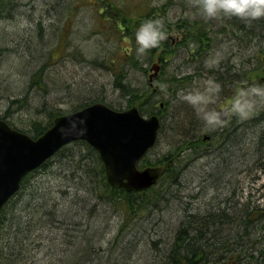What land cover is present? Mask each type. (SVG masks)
<instances>
[{
    "label": "trees",
    "instance_id": "1",
    "mask_svg": "<svg viewBox=\"0 0 264 264\" xmlns=\"http://www.w3.org/2000/svg\"><path fill=\"white\" fill-rule=\"evenodd\" d=\"M6 1L4 4V0L0 1V8L9 6L11 0ZM90 2L68 0L59 6L62 8L60 13H63L64 25L59 31L57 29L59 37L56 44L68 43L69 35L65 32L66 29L70 31L72 26L65 27L67 19L72 23L71 17H77L80 7L84 4L93 7L97 2L96 22L99 20L95 27L101 35L114 36V33H118L121 38L127 36L134 39L133 50L125 49L122 55H112L102 62L104 68L112 72L113 78L109 85L111 90L118 92V97L124 98L125 104L105 101V95L102 94L104 90L101 91V88L98 93L92 87L71 88L60 76L53 75L54 70L47 73L43 71L46 63L55 64L67 60V57L78 59L80 54L67 51L59 57L53 53V48H49L44 56H35L34 47L45 46L41 32L42 25L46 23L42 24V18L48 17L49 26L54 13L42 11V18L39 17L37 23L33 24L35 29L32 33H35L33 37L37 41L35 45L33 39L21 40L16 33L12 37L6 36L11 47L0 45V59L3 57L4 61L10 55L17 58L16 64H11L10 69L14 74L24 76L17 80L13 89L3 88L0 82V90L3 91L1 97L5 101L0 118L11 127L36 138L52 124L54 117L102 101L114 109L135 106L141 114H157L160 119L159 131L164 125L168 126L165 120L171 122L174 114L175 121H179V114L183 115V123L181 126L174 123L173 133L167 137L171 138L172 146L175 144L173 147L154 158L149 157V150L140 159L138 166L143 168L165 164L156 182L145 190L110 187L98 152L82 140L64 145L39 167L23 176L19 189L0 210V264H30L36 259L32 251L38 253L45 249L44 240L49 239L58 240L65 248L61 250L78 244V255L68 264H82L83 261L87 264H116L117 258L124 259L127 254L135 253L137 249L133 245L136 243H141L144 252L149 250L151 253L150 258L142 264H264V201H260L258 196L253 199L251 192L244 196L243 190L223 183L220 194L211 195L205 205H197L198 200L208 194L197 197L202 193L199 192L202 184L197 192L188 191L190 180L187 179L188 174L184 176L188 165L197 157L212 154L213 165L203 173L201 183L209 179L213 181L216 177L223 180L224 175L229 173L228 164H231V159H224L225 153L231 154L230 150L224 149V145L234 131L235 121H239L241 128L250 127V152L246 153L251 154L255 167L264 171V112L259 111L260 104L255 108H247L246 99L240 97L239 101L232 104L228 118L221 123L217 122L215 126L205 121L204 112L208 110L201 112L196 104L197 99L204 103L202 106L210 103L209 111L216 113L221 101L233 95L234 86L239 85L243 78L247 80V86L255 83L264 85V75L260 77L261 73L258 72L264 71V16L242 18L218 14L214 24L204 21L206 16L199 10L198 0ZM191 15L198 17L193 21ZM148 18H161L166 32L165 39L158 46L146 51L145 59L151 62L160 50L158 58L162 63V72L157 78L159 88L155 90L134 85L135 78L129 77L125 71L126 67L140 66L141 59L134 55V33L136 27ZM29 24L25 30H28ZM173 33L178 34L179 41L174 40ZM220 42L223 49L219 47L216 51ZM248 42H253L257 48L260 46L261 50L248 53L242 51ZM212 47L215 50H211ZM207 52L215 56H221L223 52L234 56L240 54L238 61L231 63V71L224 67L222 60H218L210 66H199L201 69L192 66L181 75L175 72L176 66L172 61L179 54L186 55L184 60L192 64L196 56ZM82 61L90 65L95 62L101 64L100 61L86 59L84 56ZM245 64L249 68H244ZM254 73L257 77L252 84L249 79ZM225 85L227 88H222ZM186 88L191 91L183 90ZM227 91L232 94L226 95ZM195 94L197 96L193 98ZM61 98L66 100L62 107L58 106L57 101ZM74 101H78V104L70 106L69 102ZM160 103L163 105L160 106ZM173 105L175 108H172ZM18 112L21 113L20 118L15 116ZM8 117L23 121V128L13 125ZM254 122L260 127L251 129ZM203 132L211 141L203 140ZM197 142L202 148L196 145ZM234 172L240 171L235 169ZM38 173H50L52 182L50 179L44 183L37 177ZM213 183L216 184L210 182L203 190L217 191L218 186L214 187L211 185ZM53 192L55 198L50 196ZM212 199L218 202L213 203ZM62 205L67 208H61ZM94 218L104 221L99 228L102 233L98 240L105 242L104 246L103 242L93 241L96 235L94 231L88 233V229H84H90L88 223ZM109 232L111 234L107 237ZM122 239H125L123 245ZM47 258L43 257V260ZM61 260V257H56L49 264H58Z\"/></svg>",
    "mask_w": 264,
    "mask_h": 264
},
{
    "label": "rangeland",
    "instance_id": "2",
    "mask_svg": "<svg viewBox=\"0 0 264 264\" xmlns=\"http://www.w3.org/2000/svg\"><path fill=\"white\" fill-rule=\"evenodd\" d=\"M1 1V0H0ZM68 0H11V3L9 4V6L6 8H0V45L2 46H12L11 43L6 39V36L8 37H12L14 33L20 35V39H25L27 40V38L29 40H34L33 41V45L36 44V39L34 36L35 33H32L33 30L35 29L33 27V24L37 23V20L39 19L40 13L42 11H44L43 13H47V12H51L53 13V18L50 20V25H47L48 22V17L43 16V20H42V24L46 25H42L43 26V31L41 32L43 39L45 40V48L44 47H40V46H35L34 48H36L35 50V56L38 55V57H41L40 55H45L46 49L49 48H53L54 49V54L59 55V57L61 55H65L66 52L70 51H76V54H80V56H78V59L74 58V59H70L69 57H67V60H63L60 61L58 63H53V64H48L46 63L43 71L45 73L49 72L50 70H54L55 72L53 73V75L57 74V76L61 79H63V81L66 83V85L70 84L71 88L75 87V86H82V87H92L93 89L96 90V93L100 92V88L101 91L104 90V94L105 95V101L107 102H112L113 104H125V99L118 97V92L116 91H112L110 88V83H111V79L112 77V72L110 69L107 68H102L100 67V64L95 62L93 65H90L87 61H82V58L84 56V58L86 59H94L96 61H100V63L102 64V62L105 61V59L107 57H111L112 55H117L119 56L122 55L124 53L125 49L130 48L131 50H133V44H134V39H131V37H119L118 33H114L113 35H101V32L95 27L96 24L98 23V20L96 22V17H97V0H89L91 1L90 3H95V5L93 7H91L90 5L88 6L87 4H84L82 7H80L76 13L77 17L75 15H73L71 17L72 23L69 19H67V22L65 23V27L69 28L72 26V29L70 31H68V29H66V34L68 36L67 41L68 43L66 45H62V43L60 45L56 44V42L58 41V31L60 29H62L63 25H64V19L62 20V14L60 13V10L62 11V8H60L59 6L62 5V3H66ZM118 1V0H115ZM134 1V0H132ZM162 1V0H161ZM7 1L4 0V3H6ZM56 6L58 7L57 11L56 10ZM5 7V6H4ZM25 13V15H23ZM61 15V16H60ZM191 18H193V21L195 20L196 17H198V15H191ZM215 16L212 17H205V20L207 23H214L216 24L215 21ZM73 20H76L73 23ZM30 21V24H29ZM31 21H33L32 25H31ZM35 21V23H34ZM29 24V28L28 30H25L24 28H27ZM36 27V25H35ZM58 29V31H57ZM110 33V32H108ZM44 34H46L44 36ZM116 35V36H115ZM135 36V35H134ZM172 36L174 37V40L177 42L179 41V36L176 33H173ZM181 36V35H180ZM174 41V43H175ZM229 42V41H228ZM15 46V45H14ZM219 47H221V49H223V44L222 42L218 43L217 49H220ZM38 48V49H37ZM211 50H215V47ZM246 50V52H251V49L243 48L242 51ZM241 50L239 52H242ZM136 52V53H135ZM159 51H157L154 55V57L152 58L151 62H147V60L145 59L146 57V52L145 54L138 53L137 51H134V55L136 57H139L141 59L140 61V66L139 67H126L125 71L126 74L129 77L135 78L134 81V85H143V88H146L148 90L149 89H154V88H159V84L157 83V78L160 75V73L162 72V63L159 60ZM39 53V54H38ZM237 53V52H236ZM137 54V55H136ZM223 55H214V53L212 52H207V54H202L204 55L202 57V55H198L196 56L195 59H193V63H188L186 62L184 59H186V55H182L179 54V56H177V58L172 61V64H174L175 67V72L178 75H181L183 73H185L186 71H188L189 69L193 67H204V65H208L210 66L211 64H216L215 61L218 60H222V63L224 65L225 68L228 67V70L231 71L233 69V66L231 63L238 61V56L239 54H237L238 56H234L229 52H223L220 53ZM4 56V55H3ZM220 56V57H219ZM232 56H234L232 58ZM27 57V56H26ZM201 57L206 61L202 60ZM227 57L232 58L231 60L229 59H225ZM43 60L44 57L42 58ZM200 59V61L198 62V60ZM3 57H1L0 59V82L2 87L4 88H11L13 89V87L15 86V84H17V80L18 79H22L24 78V76H18L16 74L13 73V71H11L10 69V65L11 64H16L15 61H17V58H15L14 56L10 55L8 58H6L4 61ZM225 60V61H224ZM201 62V63H200ZM153 63H157L159 65L158 69L156 70L157 74L154 73V71H152V64ZM161 63V64H160ZM246 65V64H245ZM243 65V67H247L249 68L248 65ZM215 66V65H214ZM199 67V69H201ZM224 68V69H225ZM145 69V70H144ZM10 74H9V72ZM169 72V71H168ZM170 72H173V70H171ZM260 72V77L264 75V71H258ZM150 75H152V77H150ZM257 76H255V73L253 74V76L249 79L250 82L249 83H255V80ZM132 81V80H131ZM148 84H147V82ZM237 81H239L237 79ZM246 79H242V82H240L242 85H235V91L233 93V95L231 97L226 96L224 100L221 101V103L218 105V107H220L221 109L224 107H227L230 105V102L232 104L236 103V101H239V98L241 97L242 100L243 98H245V105L246 107H251V108H255L256 105L260 106L259 111L264 112V99L262 98L264 96V92H257V91H253V87H258L262 90H264V85L263 84H259L257 85L256 83L253 84L252 86H247L246 84ZM1 87V88H2ZM227 88V85H225L224 87L222 86V88ZM201 89V87H198ZM155 90V89H154ZM183 90H188L191 91L190 89L186 88ZM61 91V89L59 90ZM64 91V90H62ZM199 92V90H197ZM150 92V90L148 91ZM146 92V93H148ZM233 92V91H231ZM2 94L3 91L0 90V115H3V110H4V103L5 101L2 100ZM199 93H197L198 95ZM230 92L227 91L226 95H229ZM232 94V93H231ZM230 94V95H231ZM191 95V93H190ZM196 94L193 96L196 97ZM219 95V93H218ZM86 97V95H85ZM185 97H187L185 95ZM84 98V97H83ZM58 106H65L66 100H64L63 98H61L60 100H57ZM79 101V100H78ZM78 101H74V102H69L70 106L72 105H76L78 104ZM203 101V100H202ZM63 102V103H62ZM196 104L199 107L198 110H200L201 112H204V110H208L211 108L210 107V103L208 104V106H206V104L204 106H202L203 104L200 102V100H196ZM55 104V103H54ZM72 104V105H71ZM191 107V105H190ZM172 108H175V106L173 105ZM188 108V107H186ZM192 108V107H191ZM209 108V109H208ZM166 109V107H165ZM15 110V109H14ZM224 111V110H223ZM174 114V113H173ZM224 114V113H223ZM21 113H15L16 117L20 118ZM175 115V114H174ZM173 115V118H171V122L169 120H165L168 124L164 125V127L162 128L161 131H159V135L157 136V140L154 144V146L150 149L151 152L148 154L149 157L154 158L157 155H161L165 152H167L171 147H173L170 144L171 138H167L168 136L172 135L173 133V125L175 126H181L183 123V115L179 114L178 115V120L179 121H175V116ZM226 116V114H225ZM228 117V116H227ZM10 122H12L13 125L17 126L18 128H23V121H15L13 119H11V117H8ZM164 121V122H165ZM177 122V123H176ZM235 128L234 131H232V133L230 134V137L228 138V142L226 144V146L224 145V149L226 150H230L231 154H227L225 153V158L224 159H231V164L229 165V173L224 175V178H222L223 180H220V178H215L213 181L216 182V184H211L214 185V187L218 186L217 191L216 190H203L204 186L207 187V185H209L208 183L213 182L212 180H208L206 183H201V177H203V173H206L208 170V168L213 165V155H207L205 157H197L193 162H191L188 165V171L184 174L187 175V179L190 180V185L191 187L188 189L192 190L193 192H197L200 188H201V184L203 185V187L201 188V190L199 192H202L201 195L197 196H204L205 193L208 194V196L200 198V200H198L197 205H199L201 203V205H205L206 202H209V197L211 195H216L217 193L220 194L223 190H222V186L224 185L223 183H227L228 185H230V187H232V185L235 186V188L241 189L243 190L244 196L247 195L249 192H251L252 194V198L256 199V196H258V199L260 201H264V171H261V169H259L258 167H255V164L252 161V156L249 153L246 152H250L249 150V146H250V135H249V131H250V127H239V121H235ZM175 123V124H174ZM254 125L251 127L252 128H259L260 126L257 125V123H253ZM172 130V131H171ZM204 133V132H203ZM206 134V133H204ZM203 134V136H204ZM202 136V134H201ZM202 136V137H203ZM178 138H176L177 140ZM209 140V139H206ZM175 141V140H174ZM205 141V140H204ZM211 141V138L210 140ZM173 142V141H172ZM177 144V141H176ZM245 152V153H244ZM246 157L244 158V155ZM203 158V159H202ZM223 159V158H222ZM215 160V159H214ZM222 165V164H221ZM165 167V164H161L155 167H147V168H143L142 170H149L150 173L155 174V173H159L161 172ZM230 167L231 170L230 171ZM241 168V170H240ZM215 169V168H214ZM239 170V173H235L234 170ZM147 170V171H148ZM50 173H38L37 177L42 180L44 183H47L48 181L52 182V177L51 175H49ZM157 175V174H155ZM54 182V181H53ZM199 187V188H198ZM51 197L55 198L56 194H54V192L52 194H50ZM213 203L218 202L217 199H212ZM61 208L66 209V205H62ZM171 212H173L170 209ZM165 214H167L168 212H164ZM170 213V212H169ZM167 217V216H166ZM95 219V218H94ZM91 220L88 224L90 225V229L89 228H84L85 231L86 229H88V233L89 232H93L94 234H96L93 237V241L94 242H103V241H98L99 240V236L101 235V230L100 225H103L104 221H101V219H95V220ZM82 223H85L84 220H82ZM118 224H116L115 226L117 227ZM96 231V233H95ZM162 232V231H161ZM46 233V232H45ZM98 233V235H97ZM47 234V233H46ZM111 234V232H109V235L107 233V237H109ZM123 238V237H122ZM121 241V240H120ZM125 239H122V245L124 244ZM103 242V246H104ZM136 243L135 245H133V247L135 246V248L137 249L134 252L127 254L126 258H117V263L116 264H142L144 262L145 259L150 258V252L149 250H147L146 252H144L141 249V243L138 244ZM43 245V244H42ZM137 245V246H136ZM43 247L45 249L40 250L38 253L33 252L34 254V258L35 260H33L30 264H49L50 260L55 259L56 257H61V261L57 262L58 264H60L63 261V264H68L70 263V261L72 259H75V257H77L78 252H79V246L77 243H75V245L73 247H68L69 249L66 250H61V248H64L62 244L59 243L58 240H44V245ZM65 249V248H64ZM133 249V248H132ZM134 250V249H133ZM106 253V251H104ZM43 257H48L47 259L43 260ZM37 261V262H36ZM82 264H87L85 263V261L82 262Z\"/></svg>",
    "mask_w": 264,
    "mask_h": 264
},
{
    "label": "water",
    "instance_id": "3",
    "mask_svg": "<svg viewBox=\"0 0 264 264\" xmlns=\"http://www.w3.org/2000/svg\"><path fill=\"white\" fill-rule=\"evenodd\" d=\"M158 126L156 115L144 118L136 108L116 111L102 103L57 116L36 139L0 120V208L28 171L76 139L98 150L110 185L126 184L134 190L150 186L155 174L135 164L154 143Z\"/></svg>",
    "mask_w": 264,
    "mask_h": 264
},
{
    "label": "clouds",
    "instance_id": "4",
    "mask_svg": "<svg viewBox=\"0 0 264 264\" xmlns=\"http://www.w3.org/2000/svg\"><path fill=\"white\" fill-rule=\"evenodd\" d=\"M199 10L206 17L218 14L235 15L242 18H258L264 16V0H198ZM136 51L145 53L158 46L166 37L164 23L161 18H148L143 20L135 29ZM253 91L264 90L253 87ZM206 123L215 126L219 121L214 111L204 112Z\"/></svg>",
    "mask_w": 264,
    "mask_h": 264
},
{
    "label": "bare ground",
    "instance_id": "5",
    "mask_svg": "<svg viewBox=\"0 0 264 264\" xmlns=\"http://www.w3.org/2000/svg\"><path fill=\"white\" fill-rule=\"evenodd\" d=\"M231 40H232V42H234L235 41V39H234V37H232L231 38ZM246 47L248 48V49H251L252 51H258L259 49H260V46L257 48L256 46H253V42L252 43H247V45H246ZM257 48V49H256ZM261 50V49H260ZM203 57V56H202ZM27 58H29V57H27ZM244 63V62H243ZM246 66V65H245ZM100 67H104L102 64H100ZM245 68V67H244ZM196 145L198 146V147H200V143L199 142H197L196 143ZM201 148H202V145H201Z\"/></svg>",
    "mask_w": 264,
    "mask_h": 264
}]
</instances>
